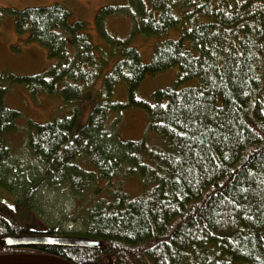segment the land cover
<instances>
[{
  "label": "trees",
  "instance_id": "obj_1",
  "mask_svg": "<svg viewBox=\"0 0 264 264\" xmlns=\"http://www.w3.org/2000/svg\"><path fill=\"white\" fill-rule=\"evenodd\" d=\"M147 1L150 8L141 2L135 9L98 10L105 54L88 23L71 22L63 3L0 7V24L6 11L15 13L16 31L55 61L43 73H0V189L15 197L13 205L0 201V255L44 254L73 264H264V0ZM116 13L131 21L127 38L105 29ZM175 28L178 38L163 39ZM137 34L157 37L149 63L132 43ZM114 55L87 123L78 126L79 107L45 124L29 122L26 148L42 168L14 172L7 137L19 129L21 113L4 104L8 87L60 93L67 107L82 99ZM172 68L177 74L170 85L155 89L151 100L139 97L147 75ZM120 81L126 101L113 99ZM127 108L147 113L158 145L112 133ZM134 175L142 183L139 194L113 185ZM61 187L91 194L81 229L17 219L19 206L36 209L44 189ZM32 235L89 238L101 248L5 245L6 237Z\"/></svg>",
  "mask_w": 264,
  "mask_h": 264
},
{
  "label": "rangeland",
  "instance_id": "obj_2",
  "mask_svg": "<svg viewBox=\"0 0 264 264\" xmlns=\"http://www.w3.org/2000/svg\"><path fill=\"white\" fill-rule=\"evenodd\" d=\"M139 1V2H138ZM134 2V3H133ZM144 3L150 8L147 0H0V7L4 9L20 11L27 7L50 6L55 3L65 4L71 11V22L84 20L88 23V31L92 35L96 45L103 48L105 54V38L97 30L96 14L98 10L107 5L115 7H129L135 9L140 3ZM16 14L12 12L5 13L4 19L0 24V73L11 72L17 75H33L43 73L55 63L50 58L45 47L30 42L28 34H19L15 29ZM131 21L123 13H116L109 16L105 22V29L112 37L121 39L127 38L131 31ZM180 35L177 28L169 31L164 38H178ZM157 37H145L137 34L132 43L141 52L142 61L149 63L156 46ZM102 52L101 56H105ZM99 54V51H97ZM118 59V55L106 57L103 71L95 81L94 85L85 90L82 99L73 105L64 107L61 94H47L42 92H31L21 84H11L6 92L4 104L10 108L20 111L21 115L17 120L18 130L8 135V142L11 146L10 166L14 172H28L35 168H42L38 160H32L26 140L29 135V122L45 124L54 117L64 118L73 113L75 107H79L80 114L77 120L78 126L87 123L90 113L96 104V93L101 87L104 75L113 69ZM177 74V68L169 69L156 75H147L143 80L139 97L145 100H151L152 93L159 87L170 85ZM128 98L127 85L120 81L114 92L113 99L126 101ZM118 116L115 113L111 117ZM147 113L139 108H127L121 113L119 122L112 133L119 134L124 141H136L146 139L150 145H158L159 136L148 130ZM77 126V127H78ZM85 169L93 171V167L85 165ZM30 173V174H31ZM118 181L120 183H118ZM116 182V183H115ZM102 197L106 196L107 191L103 189L105 181L100 182ZM122 184L124 188L132 194L142 192L141 180L139 176H129L127 178H117L113 185ZM91 195V194H90ZM78 196L72 194L66 187L44 189L38 198L36 209H28L25 206H19L17 219L24 222H33L34 224L52 225L51 223L61 222L63 227L78 230L83 227L81 223L82 208L89 200V196ZM88 197L87 201L85 199ZM14 195L6 190L0 189V201L7 204H14ZM35 211V212H34Z\"/></svg>",
  "mask_w": 264,
  "mask_h": 264
},
{
  "label": "water",
  "instance_id": "obj_3",
  "mask_svg": "<svg viewBox=\"0 0 264 264\" xmlns=\"http://www.w3.org/2000/svg\"><path fill=\"white\" fill-rule=\"evenodd\" d=\"M6 246H23L33 244L59 245L68 247H86L100 249L98 240L80 237L21 236L4 238ZM0 264H72L58 256L11 253L0 255Z\"/></svg>",
  "mask_w": 264,
  "mask_h": 264
},
{
  "label": "bare ground",
  "instance_id": "obj_4",
  "mask_svg": "<svg viewBox=\"0 0 264 264\" xmlns=\"http://www.w3.org/2000/svg\"><path fill=\"white\" fill-rule=\"evenodd\" d=\"M21 237V236H20Z\"/></svg>",
  "mask_w": 264,
  "mask_h": 264
}]
</instances>
